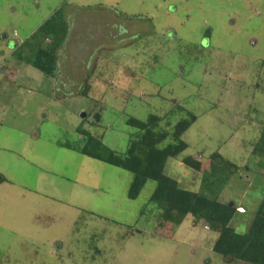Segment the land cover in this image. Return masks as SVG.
I'll use <instances>...</instances> for the list:
<instances>
[{"label":"rangeland","instance_id":"1","mask_svg":"<svg viewBox=\"0 0 264 264\" xmlns=\"http://www.w3.org/2000/svg\"><path fill=\"white\" fill-rule=\"evenodd\" d=\"M57 10L78 18L56 20L57 70L76 86L65 90L25 63L37 48L19 47ZM189 113L188 148L166 173L250 217L264 198V160L252 154L264 127V0H0V264H246L216 254L217 234L191 216L171 236L159 230L155 182L131 200V173L63 146L82 124L124 153L137 133L128 118L165 115L172 129ZM216 152L238 172L214 173ZM187 157L214 170L211 182Z\"/></svg>","mask_w":264,"mask_h":264},{"label":"trees","instance_id":"2","mask_svg":"<svg viewBox=\"0 0 264 264\" xmlns=\"http://www.w3.org/2000/svg\"><path fill=\"white\" fill-rule=\"evenodd\" d=\"M63 16L64 13L57 10L39 30L20 46L18 45L28 51L37 48L35 56L27 58L25 63L52 78L56 75V58L60 48L59 45L54 44L57 39L54 32L59 30L56 20L58 18L65 23L62 20ZM21 57L19 58L23 61ZM90 80L91 76L85 81L83 95H87ZM94 118L99 124L100 115L95 114ZM166 118L167 116L158 114L149 115L145 121L128 118L127 124L137 130V133L130 137L124 153L107 148L102 142V137L87 131L82 124L76 130L82 139L63 146L131 173L133 179L128 191V198L131 200L138 198L148 181L155 182L156 187L150 202L159 209L157 215L159 230H165L168 227L171 236L176 228H179L185 219L191 216L193 225L203 223L210 232L217 234L212 250L223 259L246 264H264V198L253 214L247 217L246 210L241 206L224 203L201 192L183 188L176 179L166 173V166L170 159L177 158L187 150L188 145L182 140V136L197 121V116L189 113L172 129L163 127ZM252 154L264 160V127L258 142L253 146ZM210 159L216 164L214 172L216 174L219 169L232 170L231 174L238 172V167L224 160L218 152L214 153ZM182 163L196 174H202V186L211 182L210 179L215 176L212 173L214 170L207 168L198 158L187 157L182 160ZM262 165L260 168L263 169L264 175V163ZM231 174L225 178V182L229 181ZM3 182L5 179L0 175V183ZM237 214L245 218L238 221L236 226L242 221H247L249 225L244 232H238L236 226L234 228L231 225Z\"/></svg>","mask_w":264,"mask_h":264},{"label":"crops","instance_id":"3","mask_svg":"<svg viewBox=\"0 0 264 264\" xmlns=\"http://www.w3.org/2000/svg\"><path fill=\"white\" fill-rule=\"evenodd\" d=\"M64 15L66 16V20H67V22L69 23V24H78L77 23V15L74 13V14H71V13H67V12H64ZM115 16V15H114ZM62 48H59V50H58V52H57V58H56V72H57V75H55V77H53L54 78V80L56 81V83H57V87L60 89V90H65L66 88H74V87H76V86H74L73 87V85H74V82H69L70 81V79L69 78H67L66 76L64 77V78H61V76H60V70H57V66L58 65H60L61 66V64H62V61H61V59H60V57H61V55H62ZM59 67V66H58ZM60 68V67H59ZM87 70V72L90 70V72H89V76H91L90 75V73L92 72V71H94L95 70V66H94V64L93 65H91V67H90V69H89V67H88V69H86ZM89 76L87 77V78H89ZM63 79V81H61V79ZM66 80H67V82H66ZM65 81V82H64ZM85 81L86 80H84V82H82V84H81V90H83L84 91V89H85ZM83 93V92H82Z\"/></svg>","mask_w":264,"mask_h":264},{"label":"built area","instance_id":"4","mask_svg":"<svg viewBox=\"0 0 264 264\" xmlns=\"http://www.w3.org/2000/svg\"><path fill=\"white\" fill-rule=\"evenodd\" d=\"M242 211V210H241Z\"/></svg>","mask_w":264,"mask_h":264}]
</instances>
